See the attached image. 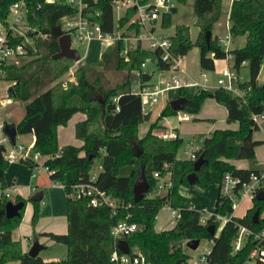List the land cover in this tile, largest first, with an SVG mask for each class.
Listing matches in <instances>:
<instances>
[{
    "label": "trees",
    "instance_id": "obj_1",
    "mask_svg": "<svg viewBox=\"0 0 264 264\" xmlns=\"http://www.w3.org/2000/svg\"><path fill=\"white\" fill-rule=\"evenodd\" d=\"M16 0H0V21L5 22L9 6ZM29 8L28 22L40 32L47 34L37 39V52L34 57L23 64H1L0 78L12 83L10 94L24 102V113L18 123L9 122L17 128L18 133H32L34 143L32 153L38 152L46 157L43 165L49 170V178L63 185L67 195V232L64 234L44 233L57 243L67 247V256L61 260L44 261L40 256L30 257L22 251L20 241L13 240L11 232L23 217L24 209L19 216L7 218L3 213L5 203L0 199V264L18 261L19 264H111L110 254L115 248L111 228L116 222L127 219L136 222L138 229L125 237L129 246L138 247L151 264H181L188 256L183 242L189 238L206 237L213 241L207 253L208 264H244L250 249L257 240L247 237L245 244L233 249V237L240 224L260 230L264 226L262 199L253 198L243 215L231 213V202L220 192L216 197L215 212L230 214L222 228L216 233L213 221L214 213L205 222L200 221V209L185 208L186 198L179 193L180 185L193 184L188 181L187 173L192 171L195 159L177 158V151L183 140L162 139L154 133L158 122L151 123L142 138H138V125L149 119V113H143L139 95L132 91L131 71L139 67L140 62L155 53L135 48L128 51L127 58L121 55L124 48L122 40H116L104 50L100 60L79 66L74 73V82H55L73 65L67 58H53L59 52L56 36L52 29L61 18L74 15L79 11L78 2L67 4L64 0H25ZM112 0H96L80 8L83 16L98 22L102 30H114ZM195 23L199 32L191 41L190 29L185 23H177L172 38V49L175 55L185 54L193 44L199 46L200 66L205 69L215 67V58L225 57L226 50L220 45L218 36L212 33V24L220 16L221 0H194ZM173 10L163 18L162 25L171 24ZM229 32L231 36L244 33L246 41L239 47H230L233 64L237 69L247 60L249 79L240 82L244 88L242 95L232 94L220 86L215 88H197L188 91L180 88L177 96L186 95L183 110L195 112L205 97L213 96L222 103L227 112V121L238 122L237 128H215L204 134L201 145L195 155L202 154L205 160L196 171L198 176L194 183L206 186L216 182L220 185L222 174L229 171L246 179L250 171L256 168L239 167L230 160L235 153L234 146L228 142L229 136L241 138L237 151L240 158H253L257 144L264 143V138L253 137L254 129L260 125L254 119L255 114L264 112V79L258 82V73L264 59V0H232L229 7ZM134 9L126 10L120 19L124 26L133 15ZM134 24L126 27L124 34L136 30ZM211 29L209 41L206 31ZM127 32V33H126ZM159 67L167 64L159 62ZM97 67H101L98 70ZM114 70L124 73L116 84L109 83L103 71ZM77 112L84 113L86 118L75 124V136L83 141L82 146L67 144L59 147L57 127L66 125L71 116ZM167 103L160 112L159 119L175 114ZM264 129V118L261 120ZM131 165L128 176H119V168ZM166 165V167H164ZM8 164L3 158L0 146V184L4 189L6 182L4 171ZM97 166L95 184L111 194L120 203L113 210L109 206L92 207L86 198L73 199L69 192L73 185L89 180L90 174ZM143 167L148 181V191L144 197L135 202L133 183L139 167ZM159 171L161 176L170 174L172 186L163 193L156 192L159 178L153 173ZM264 188V184H263ZM156 192V193H155ZM155 193L154 196H149ZM28 199L20 195L14 202ZM33 203L32 220L39 217V201ZM165 206L179 209L175 224L165 230L155 229L158 212ZM257 210V218L253 213ZM215 224L214 232L207 228L208 223Z\"/></svg>",
    "mask_w": 264,
    "mask_h": 264
},
{
    "label": "built area",
    "instance_id": "obj_2",
    "mask_svg": "<svg viewBox=\"0 0 264 264\" xmlns=\"http://www.w3.org/2000/svg\"><path fill=\"white\" fill-rule=\"evenodd\" d=\"M67 4L78 2L79 11L70 16H65L59 21V26L64 33L71 37L73 41L79 43H89L97 40L113 44L116 40L124 42V48L121 55L125 58L128 56V51L135 48L148 50L155 53V57L148 56L144 58L139 67L131 71L130 75L136 80V87H132V91L139 95L141 99V109L143 113H149L152 107L157 104L169 91H177L180 88L188 91H195L197 88H210L211 78L205 70H200L197 76L181 75L182 70V54L175 55L172 49V38L168 33H164L162 22L165 15L175 10L177 0H112L113 17L114 12L119 13L117 31L106 32L102 30L98 22L92 21L82 15L80 8V0H64ZM133 8L134 13L129 21L122 26L120 19L125 15L127 9ZM122 13L120 14V12ZM29 8L25 0H16L10 6L5 22L0 21V65L4 64H19L22 59L34 57L37 52V39L45 38L47 34L40 32L37 28L31 26L28 22ZM134 24L137 28L134 31L124 34L128 25ZM127 33V32H126ZM231 33L227 31L224 35L219 36L220 45L226 50L225 59L228 60L220 73L217 75L216 87L220 86L226 91L242 95L244 88L240 86L241 78L238 74L237 67L233 64V54L229 50L231 47ZM73 47V46H72ZM32 59V58H31ZM159 62H164L168 66L165 69L159 67ZM247 60L243 59L242 63ZM152 70H148L149 67ZM150 75L149 80L144 81L142 74ZM155 73L162 76L164 73H169L168 78L161 77L157 84H151L150 80ZM71 79L60 81L63 86L69 81H74V76L71 74ZM0 81H5L0 78ZM7 82V81H6ZM12 83L8 82L5 89V95H0V146L3 148V158L7 164L23 163L37 169H42L49 174V170L43 165L42 157L38 152L32 153L30 146L20 144H12L10 137L5 132L4 128L8 122L2 119V112L9 106L14 105L16 99L10 94ZM184 118H190L188 112L182 115ZM254 119L260 123L264 118V112L255 114ZM162 139H174L178 137L175 132L158 133ZM16 138V137H15ZM202 139V137L200 138ZM193 140H190L184 147L186 157L196 158L195 151L198 148L194 146ZM166 167V165H164ZM154 177L159 178L156 185V192H166L171 186L172 181L170 174L161 176L159 171L153 173ZM222 179L219 185L220 194L231 202L234 208L238 205L243 196L248 195L252 200L256 193L263 188L264 184V169L250 171L246 179L241 176L225 171L222 174ZM35 174H31V179ZM97 177V172L93 171L89 180L79 182L72 186L69 197L73 199L86 198L92 207L109 206L113 213L120 206V203L111 194L99 188L94 182ZM52 186H62L56 181H51ZM6 197L9 199L10 193L6 188H2L0 184V199ZM169 208L170 216L179 217L178 208ZM233 211L231 213H233ZM230 214L224 215L226 219L230 218ZM208 215L202 212L199 216L201 222L207 220ZM139 225L136 222L122 219L116 222L111 228V235L114 239L115 248L110 254L111 264H151L146 255L136 246H129L128 252H122L118 248V241L125 240V237L135 232ZM252 236L256 239V244L250 249L248 257L244 264H264V226L260 230H254L250 226L240 224L236 234L233 237V249L241 248L247 241V237ZM188 240L183 242V248ZM210 249H205L197 257H193L190 252H187V258L181 264H208L209 258L207 253Z\"/></svg>",
    "mask_w": 264,
    "mask_h": 264
},
{
    "label": "crops",
    "instance_id": "obj_3",
    "mask_svg": "<svg viewBox=\"0 0 264 264\" xmlns=\"http://www.w3.org/2000/svg\"><path fill=\"white\" fill-rule=\"evenodd\" d=\"M95 1L96 0H80V6L83 7L86 4H89V3H92ZM228 1H229L228 2L229 7H230V3L232 0H228ZM193 3H194V1H193ZM176 9H177V7H176ZM228 11H229V8L226 11L227 17L225 19L227 28L229 26V12ZM171 19H172V17H171ZM177 23H182V22H177ZM214 24L212 25V28H211L212 33L217 35L218 37L224 35L227 31H229V28H228L224 34H221V32L218 31V29H216L217 28L216 25L214 27ZM231 39H232V37H231ZM243 41H244V38H242L241 43H239L238 46H242ZM92 42H98L99 44L100 43L105 44L103 46V49L100 50V53L98 55V59L93 61V62H98L100 60V56H101L102 52L104 50H106L109 46H111V44H109L107 42H101V41L94 40V41L87 43V46ZM194 47L195 48H192V50L193 49L194 50L192 51L191 57L189 60L184 61L183 56H182V60H181L182 70L180 72L181 75L194 77V76H197L199 73V71L198 72L193 71L192 69L189 68L190 62H193V63L196 62L197 66L201 67L200 62H199V46L194 45ZM186 54H187V52L183 55H186ZM80 61H82V57H81ZM188 61H190V62H188ZM214 61H215V67L214 68H216L217 58H215ZM227 62H228V60L225 59V63L223 64V66L226 65ZM215 87H216V83H214L210 80V88L209 89H211V88L213 89ZM169 92H174V96H168L166 94L162 98L163 101L161 102V105L159 106V108L156 111V114H155L156 117L154 116L155 120L150 119L151 118V111H150L149 112V120L144 121L138 125V128H137L138 138H142L146 134L151 123H153V122H158L157 124L159 126L158 128L154 129L155 134L162 133V132H165V133L175 132V134L178 137H180L182 140H184V138L187 136H189V137L199 136V138H201L204 134H208L213 129L218 128V127H221V128H228V127L237 128L238 127L237 121H235V120L227 121V112L228 111L226 110V107L222 103L218 102L215 99V97H213V96L205 97L202 100L201 104L199 105V108L195 112H188V111L183 110L182 115L184 113L188 112L190 115V118H184L183 116H179L177 118L178 123L175 122L176 123L175 125L170 123V120H169L170 117L169 116H164V117L159 119V115H160V112L163 109V107L168 103L169 100H171L172 98H174L178 95L177 91H169ZM85 118H86V115L84 113L77 112L71 116V118L68 120L66 125H64V126L59 125L57 127V142H58L59 147H62V146L67 145V144L75 145L77 147L82 146L83 141L81 139H78L75 136V124L77 122L85 119ZM259 125L263 131V135H262L263 137L262 138H264V129L261 125V122L259 123ZM30 134H32V133H30ZM32 137H33L32 143H34V135L33 134H32ZM233 137L235 139L234 142H236L237 144L235 146L234 145L235 143H232L235 146V153L232 157H230V160L233 163H235V165H237L239 167H251V168H256L257 170H260L259 168H257V165H251L248 158H246V157L240 158L238 156L237 151H238L240 144H241V138L237 137V136H229L228 142H229V138H233ZM253 137L256 138V136H254V134H253ZM66 140H68V141H66ZM182 152L184 153V149L182 150ZM254 153H255L254 157L256 158V160H255L256 163L259 162V158H261V157H263V160H264V143L263 142H261V144H257L255 146ZM184 157H186V154L184 155ZM184 157H177V158L178 159H184ZM45 158L46 157H42V160H44ZM8 165H10V164H8ZM31 174H34V173L33 172L30 173L28 180L23 179L20 182L22 184H25V185H21V187L24 186L25 190L30 189V191L32 192L31 194H34L35 192H38L40 190L43 192V195L41 198V203H43V205L42 206L40 205V207H39V217L35 221L32 220L33 203L31 201H27L21 222L11 232L12 239L20 241L22 251L26 252V253L28 252V250L30 248L32 238L34 236H38L39 242L42 245H44L43 249H46L47 247L56 245L58 243L53 241L52 239H50V237L44 235V233L52 232V233H57V234H64L67 232V196L65 194L64 188L62 186H52L49 175L44 171H42V174H40L38 176L35 174V177L32 179H31ZM18 178H19V174L18 175L15 174V178H13L12 175L10 173H8L7 169H6L4 171V179L6 182L5 188L9 190V193H12V192L15 193V195L13 196L14 198L17 195H20L24 199H28L29 196L25 197L24 195H22L21 191L18 189V187H19L18 181H17ZM35 178H36V180L33 182V180ZM213 183H216V182H213ZM180 186H184V185H180ZM180 186L178 187L179 193H180V190H179ZM205 189H208V186L205 187L203 190H205ZM216 191H217L216 192V197H217V195L220 192L218 183H217V190ZM14 198H12V199L9 198V200H13ZM43 198H44V201H42ZM45 198H46V200H45ZM215 200H216V198H215ZM215 200H214V204H215ZM243 201L247 202V201H253V200L248 195L243 196L240 199L238 205L234 208V211H233L234 214H236V212H235L236 208L241 207L242 208L241 209L242 210L241 215H243L246 212L247 208L249 206H251V205H247L245 203L242 204ZM222 216H223L224 221H225L226 217L224 215H222ZM156 218H157V216H156ZM171 227L163 228L161 230L169 229ZM155 229H156V227H155ZM156 230L161 231L158 229H156ZM65 247H66V245H65ZM39 254H41V252H39ZM39 254H38V256H39ZM66 256H67V247L65 250H61L60 257L49 258L47 256L44 257L43 255L40 257L44 261H55V260L64 259V258H66ZM6 264H19V262L13 261V262H8Z\"/></svg>",
    "mask_w": 264,
    "mask_h": 264
},
{
    "label": "rangeland",
    "instance_id": "obj_4",
    "mask_svg": "<svg viewBox=\"0 0 264 264\" xmlns=\"http://www.w3.org/2000/svg\"><path fill=\"white\" fill-rule=\"evenodd\" d=\"M193 1L194 0H177V9L175 14L172 15V19H171V24L168 28H164L163 32L164 33H168L170 35L174 34V30L176 27L177 22H182L188 25V29H190V39L191 41H193L198 32V26L195 23V19H196V13H194V5H193ZM228 0H221V7H220V16L218 17L217 20H215L213 22L214 27L216 25V29H218V31L221 32V34H224L226 32V30L228 29L226 27V22L225 19L227 17V10L229 8V4H228ZM122 13V11L120 12V14ZM119 13L114 12V31L116 33L118 27V15ZM212 24V25H213ZM242 38H244L243 41V45L246 41V36L244 33L242 34H238L235 36H232V39L230 40V44L231 47H239V43H241ZM105 44L103 43H98V42H92L87 46V43H79L77 41H73L72 46L74 48H76L81 57H82V61L76 63L74 62L73 65L68 69V71L62 75L59 79H57L55 82H60L63 80H68L71 79V74L74 76L75 70L82 65H86V64H90V63H96L93 62L95 60L98 59V55L100 53V50L103 49V46ZM195 44L192 45V47L187 51L186 55H183V60H189L191 57V53L192 48L194 47ZM33 57L27 58V59H22V61L19 63L23 64L25 62H27L28 60H30ZM190 62V61H188ZM225 63V59L224 57L221 58H217V66L216 68H210V69H205L202 67H198L196 62H190L189 64V68L192 69L193 71H200V70H205L206 73L208 74V76L211 78L212 82H216L217 80V75L220 73V70L223 66V64ZM98 70H101V67H97ZM148 70H152V67L150 66L148 68ZM104 76L107 78V80L109 81L110 84L114 85L117 82H119L122 77L124 76V73L121 71H114V70H105L103 71ZM238 74L239 77L241 78V81L249 79V69H248V64L247 63H243L242 65H240V67L238 68ZM170 76L169 73H164L162 76H160L158 73H155L154 76L151 78L150 83L151 84H157L159 79L161 77L164 78H168ZM258 82L263 81L264 79V59L261 65V68L259 70L258 73ZM131 78V85L132 87H136V80L134 79V77L132 75H130ZM75 80V79H74ZM9 81H0V95H5V89L6 86L8 85ZM74 82V81H71ZM168 96H174V92H168L167 93ZM163 101V99H161L157 104H155L152 107L151 110V118L155 120V114L157 109L159 108V106L161 105V102ZM182 112L183 109H181V111L176 112L175 114L169 115V120L171 124H176L178 123L177 118L179 116H182ZM24 113V102L21 100L16 99V102L14 105L9 106L6 110H4L2 112V119L6 120L8 123L10 122H14L17 123L21 120L22 116ZM155 116V117H154ZM149 120V119H148ZM146 120V121H148ZM176 122V123H175ZM254 136H256V138L261 139L263 136V131L261 129V127L259 129H254L253 131ZM68 139V138H67ZM193 140L194 146L199 147L201 145V140L199 138V136L196 137H185L182 144L180 145L178 151H177V157H184V153L182 152V150L184 149V146L190 141ZM16 144H20L23 146H30L33 142V137L32 134L30 133H18L16 134V138H15ZM68 141V140H66ZM235 139L233 138H229V142L235 143L234 145L236 146V142H234ZM233 145V144H232ZM233 145V146H234ZM234 146V148H235ZM249 162L251 165H257V168H259L260 170L264 169V160L263 157L259 158V162L256 163V158H248ZM29 165H25L23 163H14V164H10L7 166V172L10 173L12 175L13 178H15V174L18 175L19 174V178H18V189L21 191L22 195H24L25 197L32 195L30 189L25 190V187H21V185H25L22 184L20 181L24 180H28L29 175L31 172H33L34 174H36L37 176L42 174V169H37L36 167H31ZM93 171H98L97 166L94 168ZM132 171V166L131 165H124L122 167L119 168V176H128L130 175ZM36 180V178L33 180V182ZM208 186V189L203 190L205 187ZM180 190V194H183V196L186 198V202L183 204V207L187 208L188 207H192L195 209H200L202 212H204L205 214H207L208 216H210L212 213H214L213 216V221L216 224V233H218L220 231V229L222 228V224L224 222V218L222 216L221 213L215 212V208H214V200L216 198V190H217V183H210L206 186H200L198 183H193V184H186L184 186H180L179 188ZM29 191V192H28ZM156 193V192H155ZM155 193H150L149 196H154ZM160 193H163V191H161ZM66 194V193H65ZM15 195V193H10V199L14 198L13 196ZM67 196V195H66ZM46 200V198H45ZM14 201V199L12 200ZM42 201H44V198L42 199ZM247 204V205H252L253 201H243L242 204ZM40 205L42 206L43 203L40 202ZM242 208H236L235 212L237 215H241V210ZM243 214V213H242ZM264 214V198L262 199V211H261V215ZM176 221V218L171 217L170 216V211L168 206L163 207L157 215V218L155 220V227L158 230H161L163 228H167V227H171ZM213 244V241L209 238L206 237H202L199 239V243L198 246L196 248H188L187 246L184 247V250L187 252H190V254L193 257H197L201 252H203L205 249H210L211 246ZM66 247L65 245L58 243L56 245L53 246H49L46 249L41 250V254L45 257H49V258H55V257H60L61 255V250H65ZM41 254H39V256H42Z\"/></svg>",
    "mask_w": 264,
    "mask_h": 264
},
{
    "label": "water",
    "instance_id": "obj_5",
    "mask_svg": "<svg viewBox=\"0 0 264 264\" xmlns=\"http://www.w3.org/2000/svg\"><path fill=\"white\" fill-rule=\"evenodd\" d=\"M52 35L56 36L58 39V44H59V52H57L56 54L53 55V58H67V59H71L74 62L78 63L81 60V56L79 51L72 47L71 44V37L69 34L64 33L61 30V27L59 25L55 26L52 31H51ZM211 36V29L206 31L205 37L206 40L209 41V38ZM150 75L144 73L142 74V79L144 81L149 80ZM12 89V87H10V90ZM181 96H176L174 98H172L171 100L168 101L169 106L171 107V109L173 111H181V109L184 106V101L186 99V95H182ZM5 132L8 134V136L11 139L12 144L15 143V137L17 134V128L15 125L13 124H6L5 128H4ZM205 160V158L202 156V154H199L198 156H196L194 162H193V169L192 171H190L189 173H187V179L189 182L194 183L198 176L196 175V171L197 169L200 167V165L202 164V162ZM149 188L148 185V181L144 176V172H143V167L140 166L137 172V177L133 183V198L135 202L140 201L144 195L147 193ZM43 195V192L40 190L38 192H35L34 194H32L31 196H29L28 201H39L41 200ZM256 198L258 199H262L264 198V188L260 189L256 195ZM25 207V202L24 201H17L14 202L12 200H8L5 203L4 209H3V213L5 214V216L7 218H12L14 216H19L20 215V210ZM257 214L258 211L255 210L253 213V218L254 220H256L257 218ZM208 230L210 232H214L215 230V224L214 223H208L207 226ZM199 243V238H189V240L186 243V246L188 248H196L198 246ZM44 248V245H42L39 240H38V236H34L32 238V242L30 245V248L27 252V254L30 257H36L39 252ZM118 248L122 251V252H128L129 250V246L126 240H119L118 241Z\"/></svg>",
    "mask_w": 264,
    "mask_h": 264
}]
</instances>
